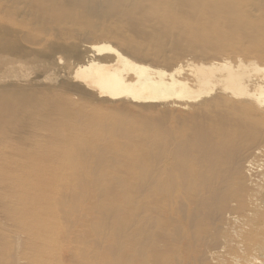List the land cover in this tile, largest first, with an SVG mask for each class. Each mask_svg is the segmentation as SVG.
Listing matches in <instances>:
<instances>
[{
    "label": "bare ground",
    "instance_id": "bare-ground-1",
    "mask_svg": "<svg viewBox=\"0 0 264 264\" xmlns=\"http://www.w3.org/2000/svg\"><path fill=\"white\" fill-rule=\"evenodd\" d=\"M263 200L264 0H0V264H264Z\"/></svg>",
    "mask_w": 264,
    "mask_h": 264
},
{
    "label": "rangeland",
    "instance_id": "rangeland-1",
    "mask_svg": "<svg viewBox=\"0 0 264 264\" xmlns=\"http://www.w3.org/2000/svg\"><path fill=\"white\" fill-rule=\"evenodd\" d=\"M176 206L178 209L177 204H176ZM262 209L264 211V200H263ZM173 217H172V221H170V223L167 227L168 232L165 233V237H164L165 248H167V250H168L166 253V257L169 260V263H172L174 259H176L178 256H180L181 253L183 252L184 248H185V243H189L188 242L189 239H190V241L192 240L190 238L191 235L189 232L182 233V235L179 233H176V231H177L176 226H174L172 224H174V223L180 224V222L178 220V217H176V218H173ZM181 224H186V223L183 221V222H181ZM172 239H174V241L176 242V246H174V247L171 245ZM260 239H261L260 242L255 247V252L258 256L263 257L264 256V235H261ZM208 255L207 254H201L200 252H198V253H193L189 258H184L183 254H182V259L184 262H182L181 264H203V262L208 260V258H207ZM232 259L236 260V262L238 261L236 256L232 257ZM236 262L231 263V264H237ZM225 264H228V263L225 262Z\"/></svg>",
    "mask_w": 264,
    "mask_h": 264
}]
</instances>
